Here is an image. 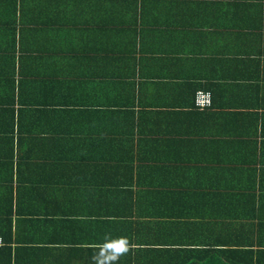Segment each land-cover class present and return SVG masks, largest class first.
Wrapping results in <instances>:
<instances>
[{
  "label": "crops",
  "instance_id": "1",
  "mask_svg": "<svg viewBox=\"0 0 264 264\" xmlns=\"http://www.w3.org/2000/svg\"><path fill=\"white\" fill-rule=\"evenodd\" d=\"M105 233L119 264H264V0H0V264Z\"/></svg>",
  "mask_w": 264,
  "mask_h": 264
},
{
  "label": "clouds",
  "instance_id": "2",
  "mask_svg": "<svg viewBox=\"0 0 264 264\" xmlns=\"http://www.w3.org/2000/svg\"><path fill=\"white\" fill-rule=\"evenodd\" d=\"M136 247L137 245L127 237H113L111 233H105L102 242L96 245L90 256L89 264H119L121 258Z\"/></svg>",
  "mask_w": 264,
  "mask_h": 264
},
{
  "label": "built area",
  "instance_id": "3",
  "mask_svg": "<svg viewBox=\"0 0 264 264\" xmlns=\"http://www.w3.org/2000/svg\"><path fill=\"white\" fill-rule=\"evenodd\" d=\"M195 105L200 110L211 108L213 105L212 93L203 90L198 91L195 96ZM3 245L4 239L0 235V249L3 247Z\"/></svg>",
  "mask_w": 264,
  "mask_h": 264
}]
</instances>
